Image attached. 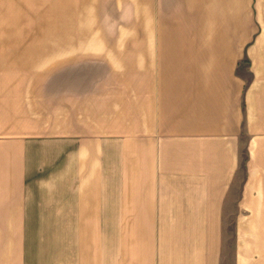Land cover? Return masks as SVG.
<instances>
[{
  "label": "crops",
  "instance_id": "1",
  "mask_svg": "<svg viewBox=\"0 0 264 264\" xmlns=\"http://www.w3.org/2000/svg\"><path fill=\"white\" fill-rule=\"evenodd\" d=\"M122 2L0 0V264H224L227 223L264 207V0L154 1L175 27ZM88 65L175 66V86L86 94ZM52 67L76 68L57 95Z\"/></svg>",
  "mask_w": 264,
  "mask_h": 264
},
{
  "label": "rangeland",
  "instance_id": "2",
  "mask_svg": "<svg viewBox=\"0 0 264 264\" xmlns=\"http://www.w3.org/2000/svg\"><path fill=\"white\" fill-rule=\"evenodd\" d=\"M156 1V0H154ZM153 0H142L139 3V7L133 9L130 5L129 0H124L120 5L125 6L120 8L129 9V13L132 16L138 17V19L133 18L132 25L140 26L148 23L149 25H162V26H173L175 27V18L164 17L161 19L157 16V19L151 20L146 18L148 14H151L152 7L155 6V9L159 10V14L162 15V12L156 2ZM163 3L166 6V0H159V3ZM149 6H152L149 8ZM172 9H174L172 11ZM175 12L172 3L168 8L164 10L163 14L172 15ZM118 10L110 11V14L117 18ZM158 15V12H157ZM115 20L110 18L109 21H106L104 24L103 20H100L101 26H113L115 25ZM128 21V20H127ZM117 25V23H116ZM87 37V36H85ZM86 63L88 61H85ZM34 74L37 75L39 72L48 73L47 70L51 71L52 75V85H53V95L55 91H58L55 88L58 85L61 75H71L75 74L76 68H60L52 67L46 68L44 71L43 68H34ZM77 70L84 77V88L85 93L93 86L97 85V78L99 77L100 86L106 85L108 89H112L117 96H123L130 92H135L139 96L154 98V81H162L161 84L165 88L175 86V66H152V67H92L90 65L84 66L82 68H77ZM238 73L243 75L245 79V87L249 85L253 77V71L250 66V61L245 60L243 65L237 68ZM109 76V77H107ZM160 76V79L156 77ZM155 77V79H154ZM169 86V87H168ZM152 104L149 108V118L154 119L156 114L155 110L157 108L154 104V99L149 100ZM164 113L167 112L168 107L166 106V99ZM154 108V109H153ZM166 118L167 115H164ZM132 118V135H141L146 133V129L141 128L140 120L141 117L139 114L133 113ZM123 130V129H122ZM246 142V141H245ZM53 150L56 153H59V147H53ZM247 158H245V179L247 171ZM231 223L233 222L230 221ZM225 242H224V264H264V207L261 211L249 212L244 211V221L243 225L235 226L234 222L232 224L227 223L224 228Z\"/></svg>",
  "mask_w": 264,
  "mask_h": 264
}]
</instances>
